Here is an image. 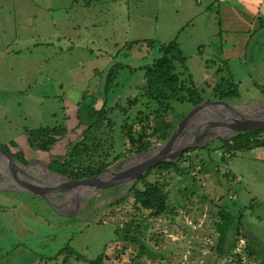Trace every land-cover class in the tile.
<instances>
[{
  "label": "rangeland",
  "instance_id": "rangeland-1",
  "mask_svg": "<svg viewBox=\"0 0 264 264\" xmlns=\"http://www.w3.org/2000/svg\"><path fill=\"white\" fill-rule=\"evenodd\" d=\"M136 40L143 42L124 47ZM145 40H154V47ZM172 40L186 57L182 77L190 75L197 88L231 77L240 97L229 103L247 106H238L244 111L264 104V0H0V147L16 160L20 151L28 173L48 176L41 168L66 154L86 126L85 117L77 116L82 93L95 95L99 108L112 63L145 65L158 45ZM142 74L123 69L109 104L137 95ZM210 92L208 87L203 96ZM171 105L174 114L191 109ZM139 108L144 107L130 108V116ZM116 114H111L113 153L126 143L123 117ZM214 116L198 111L193 118L228 123ZM178 118L166 120L176 125ZM57 124L66 132L49 151L30 147L27 130ZM197 133L184 131L180 143ZM218 139L207 135L190 147L177 163L182 174L171 168L147 177L163 186L175 207L160 217L136 209L130 196L109 205L125 186L82 193L77 202L57 205L68 215L29 193L0 191V264H87L102 253L106 264H264V148L228 155ZM1 159L8 168L0 170V178L19 173L18 165ZM71 193L49 195L59 204ZM221 210L240 220L243 231L237 238L231 227L224 244L225 253H239V258L217 252ZM133 221L140 241L124 238L135 232ZM140 242L147 250L136 259ZM67 245L74 253L70 257L60 252Z\"/></svg>",
  "mask_w": 264,
  "mask_h": 264
},
{
  "label": "trees",
  "instance_id": "trees-1",
  "mask_svg": "<svg viewBox=\"0 0 264 264\" xmlns=\"http://www.w3.org/2000/svg\"><path fill=\"white\" fill-rule=\"evenodd\" d=\"M87 2L98 0H85ZM143 41H132L124 45L126 49H130ZM146 46L153 48L154 40H145ZM186 57L183 55L182 49L176 40L160 44L156 48V56L152 58L150 63L132 67L122 62H114L107 69L104 75V83L102 93V105L97 108L94 106L97 97L87 95L84 91L78 102L77 116H84L86 126L79 134L78 139L72 144L71 149L61 158H55L50 161L47 166L50 170L62 174L70 179H80L92 176L102 169L114 164L122 158L130 154H138L152 148L163 139V129L167 127L168 121L166 117L179 115L182 117L185 112L174 114V108L171 101L187 104L190 108L196 106L203 100L220 99L225 101H233L239 99L238 84L231 77L220 78L213 86L207 84V89L197 88L191 80V76L185 74L184 63ZM178 67L182 70L178 71ZM139 71L142 72L143 82L138 87L139 92L134 96H127L125 103L116 102L109 104V95L118 85V77L123 71ZM221 68H217L219 73ZM210 88V97H204V93ZM144 99V101H141ZM142 104L144 108L136 110L133 117L129 114V109L137 104ZM116 117L122 116L120 123V132L126 143L120 152L113 153L115 147V120L111 117L112 113ZM66 128L63 125L43 126L40 128L29 129L26 131L28 143L30 147L40 151H49L51 147L65 134ZM220 147L224 153L233 155L237 151H243L254 147L264 148V130L261 131H243L235 132L228 139H218ZM188 148L182 154L171 162H160L150 168L145 174L141 175L125 193L109 202V205H115L130 196L133 206L140 211H148L152 217H160L172 212L174 206L168 202L167 192L163 186L155 181H150L147 177L154 170L162 172L163 170L173 169L179 174L181 168L177 163L185 153L191 151ZM19 162L25 164L27 160L19 151ZM141 182V187L136 184ZM117 189V188H116ZM115 189V190H116ZM220 222L216 223L218 232V243L216 245L217 252L222 257L227 255L239 258V253L224 252V244L230 229L235 230L236 237L239 236V229L242 230L240 220L235 218L228 211H219ZM236 221V223L234 222ZM132 228L135 232L124 235L125 239L135 242L138 232V225L133 221ZM128 230V225L123 228ZM243 231V230H242ZM241 236H245L243 233ZM140 241V240H139ZM140 253L135 256L136 259L141 258L147 248L143 242L139 243ZM60 252H65V257L74 255L69 249V245L63 247ZM250 254V253H249ZM84 260V257L75 253V257ZM240 261V259H238ZM87 264H106L105 254L102 253L96 258L87 260Z\"/></svg>",
  "mask_w": 264,
  "mask_h": 264
},
{
  "label": "water",
  "instance_id": "water-1",
  "mask_svg": "<svg viewBox=\"0 0 264 264\" xmlns=\"http://www.w3.org/2000/svg\"><path fill=\"white\" fill-rule=\"evenodd\" d=\"M207 104H220L225 106L237 117L235 120H231L228 123H219L214 121H199L194 119V114L198 112L200 108ZM238 106L247 107L245 105H236L229 103L225 100L212 99L203 100L196 106L192 107L182 117L177 119L176 125H173L172 121H168V125L163 129V139L160 144L149 148L147 151L133 154L125 158L120 159L114 164L102 169L98 173L80 179H70L62 174L56 173L48 168L44 167L56 177L39 176L30 174L26 171L28 164H21L11 154H9L14 160L16 165L24 168L23 172L13 173L6 177L0 178V191H20L29 193L31 195L38 196L46 201L50 207L59 214L68 215L57 207V203L50 198L51 193H67L77 192L81 188L92 189V192H100L105 189H110L118 186H125L123 191L125 192L141 175L145 174L150 168L154 167L160 162H171L177 156H180L182 152L195 144H199L201 138L204 136L219 137L221 139H228L235 132L243 131H261L264 130V116H260L256 113L246 114L243 109H238ZM180 131H196L201 132L199 139L196 142H192L181 147L173 145L174 135ZM221 133H227L221 135ZM0 150L5 149L0 147ZM155 152L146 160L131 164L129 160L133 156H138L150 151ZM14 163V164H15ZM123 164V166L114 170L115 167ZM122 191V192H123Z\"/></svg>",
  "mask_w": 264,
  "mask_h": 264
},
{
  "label": "bare ground",
  "instance_id": "bare-ground-1",
  "mask_svg": "<svg viewBox=\"0 0 264 264\" xmlns=\"http://www.w3.org/2000/svg\"><path fill=\"white\" fill-rule=\"evenodd\" d=\"M198 111L199 112H202V111H211V112H213L215 114V116L212 117L213 119L211 118L212 120H215L219 116L221 118H224L225 121L230 122L231 120H235L234 117H237L234 114V112H232L231 110H229L228 108H226L225 106H222L220 104H207V105L203 106L202 108H200ZM247 111L248 112L253 111L252 113H256V114H258L260 116H264V104H262V105H253V106L249 107V109H245V112H247ZM200 114H202V113H200ZM205 115H207V114H205ZM183 133H184V131H180V132H176V134L174 135L173 145H175L176 147H181L182 145H186V144H189V143H192V142H196L199 139L200 135H201V132H199L197 134H200V135L193 136L191 138H188L186 141L180 143V141H182L181 139L186 134H189V132H186V134H183ZM154 152H155V150L147 152V153H144V154H141V155H138V156H133V157H131L129 162L131 164L140 163V162L146 160L147 158H149ZM1 158L9 161L11 164L15 163V160L8 153L0 150V162L2 163V165L0 166V170H2V171H4V169H6V167L8 168V165L5 162H3V160ZM18 167H19V172H23L24 171V168H22L20 166H18ZM27 168H29V167H27ZM41 170L44 173H46V175H48V177H51V178L52 177H56L57 178V176L55 174L49 172L45 167L41 168ZM7 171H9V170H7ZM91 192H92L91 188L90 189L81 188L77 192H72L70 197H68L66 195L65 200L63 202H60L58 205L62 206V205L71 204V201L72 202H77L78 201V197L82 193H83V195H88Z\"/></svg>",
  "mask_w": 264,
  "mask_h": 264
},
{
  "label": "flooded vegetation",
  "instance_id": "flooded-vegetation-1",
  "mask_svg": "<svg viewBox=\"0 0 264 264\" xmlns=\"http://www.w3.org/2000/svg\"><path fill=\"white\" fill-rule=\"evenodd\" d=\"M201 139H202V138H201ZM25 164H28V163H25ZM122 166H123V164H121V165L115 167L114 170H118V169H120ZM34 196H35V195H34ZM36 197H38V196H36ZM39 198H40V197H39Z\"/></svg>",
  "mask_w": 264,
  "mask_h": 264
}]
</instances>
